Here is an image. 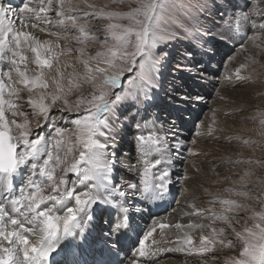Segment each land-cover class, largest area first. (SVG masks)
<instances>
[{
  "label": "snow or ice",
  "instance_id": "1",
  "mask_svg": "<svg viewBox=\"0 0 264 264\" xmlns=\"http://www.w3.org/2000/svg\"><path fill=\"white\" fill-rule=\"evenodd\" d=\"M131 2L134 7L120 11L109 10L106 5L98 8L82 0L85 11L73 0H0V264H54L53 258L64 250L65 242L82 243L87 239L94 207L101 205L116 213L109 223V232L119 243L132 228L130 208L125 206L129 198L140 203L164 201L173 184L178 182L173 178L177 161L184 163L192 159L189 167L195 175L188 177L189 180L204 174V161L198 162L197 158L211 155V150L199 148L198 141L201 137L219 140L216 132L224 131L214 127L215 110L212 124L206 130L197 131L189 143H180L175 133L170 137L162 136L164 130L156 121L151 122L152 130L148 135L141 132V128L148 125L137 124L140 134L135 139L139 156L135 163L124 166L128 179L116 177V152L109 151L119 134V125L115 124L119 119L116 110L130 102L137 113L141 109L147 113L156 87L154 81L162 62L167 59V45L181 39L174 28L177 21L172 10L181 8L186 13L193 9L200 13L206 10L200 0L195 3L192 0ZM261 3L264 0H255L248 11L230 12L229 7L240 9V6H223L220 19L225 34L253 42L260 40V34L264 33ZM217 7L219 10L222 6ZM244 8H247V0ZM99 21H104L100 27H88L90 22ZM180 27L185 34L190 32L189 28ZM52 29L65 33L69 29L77 31L80 35L72 39L82 46L58 51L59 43L42 40L36 34L48 33L59 41L60 31ZM248 30L253 31L252 36L247 35ZM93 32L103 33V39L90 35ZM89 40L98 43L100 48L95 56L83 58ZM72 51L80 53L76 60L84 69L82 76L74 69L67 71L72 65L58 63L61 55ZM28 53H31V59ZM244 67L241 64L235 69L238 81L250 79L241 75ZM47 72L55 74L46 77ZM226 79L231 80L232 76ZM125 80H128V87H124ZM84 85L90 89L87 95L82 91ZM25 92L33 114L44 120V124L37 121L35 129L18 107ZM34 92L38 95L34 96ZM70 96L75 99L70 100ZM176 99L189 102V98L180 95ZM190 99L198 103L203 97L197 95ZM6 113H11L13 119L9 120ZM17 116L24 119L18 121ZM57 122L71 123L75 129L72 133L75 142L68 141L71 146L63 155L60 148L65 143V129L56 127ZM261 125L264 126V119ZM45 129H54L55 137ZM260 135L264 136V131ZM232 139L231 136L224 137L229 143ZM184 152L188 156L181 160ZM150 153L159 157L154 158V163L147 159ZM221 162L232 161L229 157ZM120 164L124 165V162L120 161ZM218 167L219 164H212L208 175L219 177ZM250 175L251 171L245 170L239 182L245 184V177ZM223 180L214 179L212 183ZM201 188L206 196L212 197L208 201L210 207L198 208L193 203V212L186 214L189 216L187 225L179 222L170 225L151 218L137 232L133 241L136 256L130 264H140L137 256L144 264H155L165 251L160 246L164 242L175 243V250L181 254L210 253L217 244L232 248V241L225 243L226 233L239 238L240 248L238 255L228 257L225 264H264V209L253 210L251 219L255 222L236 231L239 221L233 217L241 210H247V205L210 192L203 182ZM228 191L248 198L247 190L229 188ZM217 201L221 206L219 212L215 210ZM198 219H208L210 223H198ZM217 221L223 222L224 226L218 229ZM205 229H209V234H203ZM195 230L201 232L198 245L193 244L190 234ZM167 231H174L175 241L167 238ZM30 236L34 237V242ZM73 255H76L75 251Z\"/></svg>",
  "mask_w": 264,
  "mask_h": 264
},
{
  "label": "rangeland",
  "instance_id": "2",
  "mask_svg": "<svg viewBox=\"0 0 264 264\" xmlns=\"http://www.w3.org/2000/svg\"><path fill=\"white\" fill-rule=\"evenodd\" d=\"M87 2L96 5L98 8L106 5L109 10L120 11H128L130 7L135 6L131 0H87ZM192 2L195 3V0H192ZM200 2L206 5V10L202 13L197 12L195 9L188 13L181 8L172 10V14L177 21L174 28L180 33L181 39L167 45V59L162 62V67L154 81L156 87L152 91L151 101L147 106V113H145L143 109L137 113L136 107L131 105L130 102L128 105L121 106V108L116 110V115L119 119L115 121V124L119 125V127H117V132L119 134L115 136V140L112 142L114 146L110 148L109 151L116 152L117 161L118 158L122 156L129 160H127L128 163L136 162L137 155H134V148H132V136L136 132L135 126L141 122H136L138 117H140V119L149 118L151 122L156 121L157 126L164 130L161 132L162 136L167 135L170 137L175 133L176 139L179 142L180 139L189 142V140L195 137L199 129L198 125L207 110L206 103L202 101L198 103L191 102L190 98L198 95L210 99L213 92L216 91L218 87V76L226 79V77L231 75V80H234L235 70H227L228 63L231 62L229 66L231 65L232 68L239 64H244L245 67L241 72L244 77L250 78L246 79L245 82L250 89L249 95L251 99H248V97L244 98V100L243 98L236 99L234 94L228 93V95L234 96L237 101H226L222 106L228 108L230 106H236L235 108L240 109L225 112L228 113V115L225 116L231 119L230 123L232 127H230V129L224 128V131H217L216 133H220L218 135L220 137L219 140H210V142L212 141V143L214 142L216 145H223L221 147L224 150L217 156L216 160H208L205 163V166H203L204 174L201 175L202 177L200 179H194L192 181L186 179L183 176V169L175 168L173 178H176L175 180L178 178V182L173 184L171 193L167 196L171 204L172 201L175 204L178 200H181L180 197L183 195L180 189H182L185 194L190 192L204 194V192L201 191L203 190L201 188L202 181L204 187H207L210 192L217 193L223 198L235 199L238 202L242 201L247 205V210H241L238 215L233 217L235 221H239V226H237L236 231H241L243 226H251L255 222L251 219L253 210L260 211L264 209V136L260 135V133L264 131V126L261 125V120L264 119V33L260 34V40L253 42L248 39L232 38L226 35L225 30L221 27L222 21L220 15L223 12V6H227L228 4L240 6V9L229 7L228 10L230 12L236 10L248 11L252 8L255 0H247V8H244L246 0H200ZM73 3L79 5L80 8L85 11L87 10L83 8L82 0H73ZM217 6L222 7L218 10ZM260 6L264 8V3H261ZM80 22L83 23L84 21L81 20ZM103 23L104 21L90 22L88 27L97 28ZM180 25L189 28L190 32L185 34ZM51 31L60 30L52 29ZM60 35L61 39L59 41L48 33H41L40 37L41 39L52 40L54 43H59L60 49L58 51H64L68 47L78 49L82 46L72 39L80 35L77 31L71 29L66 33L60 31ZM90 35H98L103 39L104 34L93 32L90 33ZM247 35L252 36L253 31L248 30ZM64 36H67L68 39H63ZM111 43V40H109V46H111ZM85 46L88 51L84 53L83 58L95 56L96 51L100 48L98 43L91 40L87 41ZM28 55L31 59V53H28ZM79 55L80 53L77 51H72L70 53L65 52L64 55L60 56L58 63L61 65L66 63L72 65L67 71L72 72L74 69L76 73L82 76L84 69L76 60V57ZM93 66H95V61H93ZM30 68H35V65H30ZM54 74V72H47L46 77H52ZM202 77L205 78L202 79ZM240 82L241 81L235 80L232 82L229 81L227 86H231L232 89H242L245 85ZM123 84L124 87H128V80L123 81ZM224 87L226 88V85H224ZM82 91L87 95L90 89L87 85H84ZM33 95H38V93L34 92ZM177 95L189 98V102L178 101L176 99ZM22 96L23 102L19 103L18 107L21 111L25 112L30 126L35 129L37 121L40 124H44L43 118H37L31 111L27 103V93H22ZM69 98L72 100L75 99V96H70ZM6 116L9 120L13 119L11 113H6ZM16 119L22 121L24 117L17 116ZM109 119L112 120L113 118L109 117ZM55 126L65 129V136L63 137L65 143H63L60 148V153L63 155L67 147L71 146L68 141L71 140V143L75 142V137L72 135L75 130L74 125L67 122H57ZM45 131L50 132L51 135L55 137L54 129H45ZM225 136H231L233 138L232 141L230 143L226 142L224 140ZM75 155L78 156V149L75 150ZM229 157L232 162H221L222 159L228 160ZM153 158H158V156L154 153ZM249 160L252 162H249ZM152 162L154 163V160ZM212 164H219L217 168L219 177L208 175L209 168ZM124 166L125 164L121 165L120 162H117V178H129ZM245 170H250L251 175L245 177V184H241L239 182L240 176ZM224 177H229V179L223 180ZM180 178H182V181L179 180ZM214 179L223 180V182L213 184L212 181ZM181 186L183 188H181ZM229 188L247 190L248 198L237 196L234 191H228ZM185 194L184 199L187 200V205L195 203L198 207L204 205L207 208L210 207L208 201L212 199V197L208 196L207 199H202L200 197L187 199ZM132 201L134 204H139L138 206L142 207V209L137 208L129 212V215L132 217V230H135V235H137L140 228L143 227L153 215L158 214V212H161L164 208L158 207L159 209L157 210H149V202L140 203L135 200ZM133 202H131L129 198L127 207L133 209ZM121 203H123V200H121ZM184 206L185 205H183V207ZM205 206L203 208H206ZM220 207L217 201L215 203V210L219 212ZM188 210L187 213H190V208H188ZM92 215L93 220L91 224L95 228V231H92L91 234L87 236L89 247L91 248V245H94L96 239H101L105 242L107 251L112 250L113 252L115 242L113 235L109 232V223L115 218V211L101 205L94 207ZM181 219L189 222V216H185ZM196 222L204 224L210 223L208 219H198ZM138 224H141V226ZM215 226L219 229L224 225L223 222L217 221ZM228 231L230 232V229ZM197 233L201 235L199 230H195L190 234L194 236L198 235ZM203 234H209V229H205ZM229 240L232 241L234 247H222L217 244L216 248L210 253L199 254L194 251V254L192 253L189 255L177 253V258L187 261L190 260L191 263L193 262L192 259H195L197 260L196 264H225L228 257L238 255L240 248L239 238L235 237V235H228L226 233L225 243L227 244ZM196 241L195 245H198L199 238ZM77 244L78 241L74 242L76 253H78ZM133 246V243L129 244L123 256H125ZM93 248L97 249L98 246ZM64 251L65 250L56 254L53 259H59L65 254ZM118 258L121 257L119 256ZM187 261L186 263H188Z\"/></svg>",
  "mask_w": 264,
  "mask_h": 264
},
{
  "label": "bare ground",
  "instance_id": "3",
  "mask_svg": "<svg viewBox=\"0 0 264 264\" xmlns=\"http://www.w3.org/2000/svg\"><path fill=\"white\" fill-rule=\"evenodd\" d=\"M17 2H18V0H17ZM36 34L39 35V37L41 35V33H39V32H37ZM42 40H44V39H42ZM230 63H228V65H227L228 66L227 70H231L232 71V69L235 70L237 67L240 66V64L239 65L236 64L237 66H234L232 68L231 65L229 66ZM241 75L243 76L242 72H241ZM217 80H218V87H217L216 91L213 92L211 98L210 99L203 98L201 100L203 103H206L207 110L205 111V113L203 115V119L199 123L200 127H199V129L197 131L206 130L207 127L210 124H212V117L214 115V110H215V119H216V124L214 125V127H216L217 129H220V128H223V129L224 128H227V129L229 128L230 129V127H232L231 123H230L231 119H229L227 116H225V112L231 111V110H235V109L238 110L240 108H235L236 106H230L229 108H231V109H229L228 107H225V106H222V105L226 101H233V102L237 101V100H235V98L236 99L237 98L238 99L243 98V100H244V98L248 97V99H251V96L249 95L250 89L246 85L245 80L241 81L242 84L244 83V85H245L244 88L242 87V89H237V88L232 89L231 86H229V87L227 86V84H229V81H231V82L234 81V80L238 81L236 78H234V80H228V79H225L223 77H219L218 76ZM224 85H226V88L224 87ZM228 93L234 94L235 98H234V96L228 95ZM201 122H203L202 125H201ZM219 134L220 133H216L217 136ZM210 140H212V139H209L207 137H201L200 140L198 141V147L199 148L206 149V150H211V155H209L207 157L200 156V157L197 158L198 162L199 161H204L203 166H205V163L208 160H216L217 156L222 153V150H224L221 147L223 145H221V146L216 145V144H214V142L213 143H212V141L210 142ZM190 141L191 140H189V142ZM206 141H208V142H206ZM189 142L180 139V143H189ZM169 143H172V141L170 140ZM189 146H191V145H189ZM217 149H220V151H217ZM136 155L138 157V154H136ZM186 156H188V153L184 152V154L181 156V160H184V158ZM120 157L118 158V161H117L118 163L120 161H123L125 165L129 164L128 163V161H129L128 159H126L125 157H122V156H120ZM218 159H219V157H218ZM192 162L193 161H192L191 158L187 159L186 162H184V163H181L180 161H177L174 167L178 168V169L182 168L183 169V176L186 179H188V177H192V176L195 175L193 170L189 167L192 164ZM179 163H181V164H179ZM201 177L202 176L200 175V176H197L195 179H200ZM181 179L182 178H180L179 180H181ZM177 180H178V178H177ZM192 180H194V179H191V181ZM208 181H210V180H208ZM208 185H209V183H208ZM183 187H184V185H183ZM183 187L181 186V188H183ZM180 190H181V194H183V195H182V197H180L181 200H178L177 203H175V204H174L173 201H172V204H171V202L168 200L167 197H166V199L164 201L149 202V206H148L149 210H153V209L157 210V209H159L158 207H161V208L163 207L164 208L161 212H158V214L153 215L151 218H156L158 220H161L162 222L169 223L170 225H174L177 222H179L181 224H184V225H187L188 222L187 221H183L181 218H183L185 216H188V215H186V214H188L187 212L189 211L188 208H190V210H191L190 213L193 212V209H192L191 205H187V203H186L187 200L184 199V194L185 193L182 191V189H180ZM201 191L203 192V190H201ZM215 192H217V191H215ZM185 196L187 197V199L188 198H192V197H193V199H194V197H200L202 199H207L208 198V196H206L203 193H195V192L186 193ZM130 201L133 202L132 199H130ZM132 204H133L132 205L133 209L130 208V211L131 210H135L137 208L142 209L141 206H138L139 204L138 205L136 203L134 204V202ZM183 205H185V206L183 207ZM125 206L127 207L128 205L125 204ZM204 206L198 207V205H196V207H198V208H203ZM138 225L141 226V224H138ZM94 229L95 228L92 226V224H90L89 225V232H88L87 236H89L92 231H95ZM135 234H136V231L132 230V228H130L128 230L127 236L121 237L120 240H119V243L116 242V237L113 235L114 242H115L114 243L115 247L113 249V252H112V250L107 251V249L105 248L106 244L101 239H96L94 245H91V248L89 247V244L87 243V239L84 242H82V243L78 241V244H77L78 253H76V251H75L74 242L73 243L65 242V244H66V246L64 248L65 254L62 255L59 259L54 260V264H74V261H78V264H88V263L89 264H130L133 256H136L135 246H133L131 248V250L125 256H123V253L127 250V246L129 244H132L133 241L135 240V237H136ZM154 235H156V234H154ZM199 236H200V234L193 236V244L194 245L197 242L196 240L199 238ZM156 238L159 240L160 239L159 235H156ZM167 238H170L173 241H175V233H174V231H167ZM30 240H33V242H34V237L30 236ZM79 245H80V248H79ZM95 246H98V248L94 249L93 247H95ZM160 246H161V248L165 249V251L161 253L159 259L155 260V264H196L197 263V260H195V259H192L193 262L191 263L190 260L187 261V260H184V259L177 258L178 257V255H177L178 252L175 250V247H176L175 243L169 244V243L164 242V243H161ZM167 247H170L172 249V251H167V249H168ZM74 251H75L76 255H73ZM192 253L193 252H190V253H187L185 255H189V254H192ZM195 253H197V252H195ZM119 256L121 258H118ZM21 258H22V253H21ZM137 259L140 261V264H144V261L142 259H140L138 256H137ZM144 259H148V258H144ZM186 261L188 263H186Z\"/></svg>",
  "mask_w": 264,
  "mask_h": 264
}]
</instances>
